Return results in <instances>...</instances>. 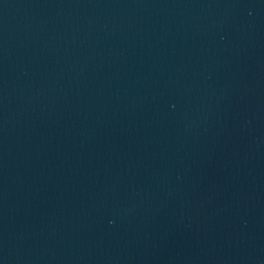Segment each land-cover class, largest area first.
<instances>
[{"label":"water","instance_id":"1","mask_svg":"<svg viewBox=\"0 0 264 264\" xmlns=\"http://www.w3.org/2000/svg\"><path fill=\"white\" fill-rule=\"evenodd\" d=\"M0 264H264V0H0Z\"/></svg>","mask_w":264,"mask_h":264}]
</instances>
